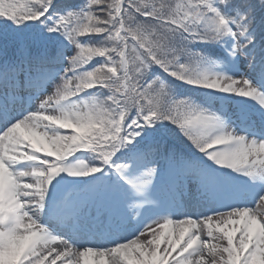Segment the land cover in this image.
<instances>
[{
    "label": "snow or ice",
    "instance_id": "snow-or-ice-1",
    "mask_svg": "<svg viewBox=\"0 0 264 264\" xmlns=\"http://www.w3.org/2000/svg\"><path fill=\"white\" fill-rule=\"evenodd\" d=\"M0 264H264V0H0Z\"/></svg>",
    "mask_w": 264,
    "mask_h": 264
}]
</instances>
